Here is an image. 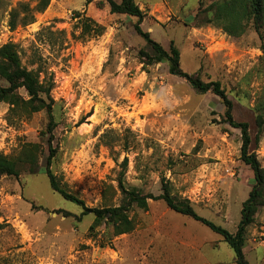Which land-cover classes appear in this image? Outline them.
I'll list each match as a JSON object with an SVG mask.
<instances>
[{
    "label": "rangeland",
    "instance_id": "rangeland-1",
    "mask_svg": "<svg viewBox=\"0 0 264 264\" xmlns=\"http://www.w3.org/2000/svg\"><path fill=\"white\" fill-rule=\"evenodd\" d=\"M39 2L0 0V47L16 44L24 66L54 81L51 169L61 183L91 207L118 206L128 157L127 186L159 195L166 178L173 194L235 233L255 176L242 160L241 130L225 122L221 98L171 74L167 62L145 64L140 51L151 48L134 27L137 18L111 13L104 0H51L37 11ZM137 2L146 13L144 30L166 49L178 47L186 72L221 81L235 119L250 124L251 151L264 165V134L256 141V117L264 115V25L260 33L249 23L242 35H229L223 22H206L212 13H198V0ZM19 6L20 23L11 29V11ZM31 10L34 21L22 24ZM77 11L102 24L103 33L79 38ZM20 93L29 98L25 88ZM49 119L46 109L11 112L0 101V152L15 157L25 144H39L44 169ZM42 169L0 174V264H237L221 234L162 199L130 211L136 222L130 233L116 236L105 224L93 230L95 214L82 216ZM246 237L249 263L264 264V207Z\"/></svg>",
    "mask_w": 264,
    "mask_h": 264
},
{
    "label": "trees",
    "instance_id": "trees-1",
    "mask_svg": "<svg viewBox=\"0 0 264 264\" xmlns=\"http://www.w3.org/2000/svg\"><path fill=\"white\" fill-rule=\"evenodd\" d=\"M209 1V4L205 5ZM51 0H40L37 11H44L50 4ZM93 0H87V3ZM199 14L202 12L212 13L213 16L207 19V23H215L219 26V22H223L221 26L229 35L240 36L245 33L247 25L253 23L257 32H261V25H264V0H198ZM103 7H107L113 14H126L136 17L137 20L134 27L137 33L146 41V45L151 50L140 51L145 64L154 65L160 62L169 64L171 74L187 79L195 89L201 93L212 91L219 96L226 106L224 114L225 122L232 127L238 128L242 133V160L249 165L255 176L254 185L249 193L248 198L243 203L242 218L238 224L235 233L227 228L218 225L206 217L200 215L192 206L191 202L186 199H180L173 194L171 182L166 178L162 181V193L154 195L153 193H145L137 186H127L125 182V174L128 168V157L122 163V170L118 177L119 188L123 194L120 205L107 207H91L86 200L74 193H71L66 185L62 184L58 177L51 169L52 159L56 155V149L52 148L54 130L57 122L53 113L52 89L54 81L52 78L45 77L42 79V69H30L22 63V57L17 49V45L9 42L0 47V77L7 81L8 86L0 87V101H5L10 105L11 112L32 114L34 112L46 109L49 112V123L44 135H49L50 155L48 157L47 166L42 169L40 167V145L36 143H27L21 152L11 157L0 152V174L20 176L22 173H37L41 169L46 171L51 187L54 191L61 194L66 200L72 201L82 207V216L95 214V222L91 229L105 224L112 225L114 235L118 236L132 232L136 227L134 217L130 215L133 208L146 210L149 208V200L162 199L169 208L179 213L194 218L210 227L215 232L221 234L224 240L232 247L235 252L237 264H250L246 257L244 247L247 240L248 227L255 222L256 215L261 207H264V165L255 151H251L252 136L250 133V124L247 121H237L233 115V101L228 97L226 89L221 81L211 80L203 81L197 74L186 72L181 65L180 49L173 43L169 49H166L162 43L155 40L150 31L144 30L142 23L146 17L145 11L141 8L137 0H104ZM21 7L12 9L10 27L15 29L18 25ZM24 8L28 12L30 8L26 5ZM79 18L81 33L79 38L99 36L103 33L105 27L92 20L90 17L83 16L80 11L76 12ZM35 18L34 12L31 10L28 14L21 18L22 24L33 22ZM25 88L29 98L20 93V89ZM256 124L259 128L256 141L259 142L264 134V115L258 114ZM81 216V217H82ZM80 217V218H81Z\"/></svg>",
    "mask_w": 264,
    "mask_h": 264
},
{
    "label": "crops",
    "instance_id": "crops-1",
    "mask_svg": "<svg viewBox=\"0 0 264 264\" xmlns=\"http://www.w3.org/2000/svg\"><path fill=\"white\" fill-rule=\"evenodd\" d=\"M158 3H160L159 1H155V3L154 4H152V5H149V9H151V10H149V13L150 14H154L155 13V11H154V9L157 7V4Z\"/></svg>",
    "mask_w": 264,
    "mask_h": 264
}]
</instances>
